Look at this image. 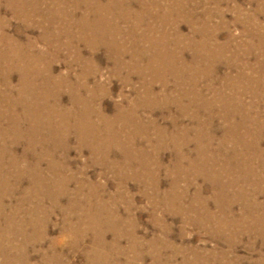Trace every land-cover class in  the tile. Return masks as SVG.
I'll return each mask as SVG.
<instances>
[{"label":"rangeland","instance_id":"obj_1","mask_svg":"<svg viewBox=\"0 0 264 264\" xmlns=\"http://www.w3.org/2000/svg\"><path fill=\"white\" fill-rule=\"evenodd\" d=\"M263 165L264 0H0V264H264Z\"/></svg>","mask_w":264,"mask_h":264},{"label":"bare ground","instance_id":"obj_2","mask_svg":"<svg viewBox=\"0 0 264 264\" xmlns=\"http://www.w3.org/2000/svg\"><path fill=\"white\" fill-rule=\"evenodd\" d=\"M125 4H126V2H125ZM77 7V6H76ZM87 14V13H86ZM90 53V52H89ZM50 80V79H49ZM183 101V100H182ZM67 109V108H66ZM248 112V111H247ZM192 119V118H191ZM112 150V149H111ZM223 159V158H222ZM264 166V165H263ZM263 173V172H262ZM263 175V174H262ZM261 182V181H260ZM236 224V223H235ZM89 245V244H88Z\"/></svg>","mask_w":264,"mask_h":264}]
</instances>
